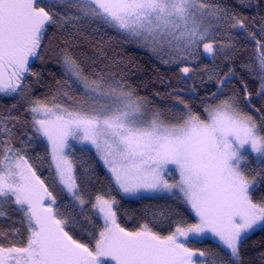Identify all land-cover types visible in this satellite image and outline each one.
<instances>
[{
    "label": "snow or ice",
    "instance_id": "obj_1",
    "mask_svg": "<svg viewBox=\"0 0 264 264\" xmlns=\"http://www.w3.org/2000/svg\"><path fill=\"white\" fill-rule=\"evenodd\" d=\"M240 3L251 6L250 0ZM82 19L101 21L153 53L167 51L170 59L164 62L177 65L195 60L201 46L208 57L230 60L236 52L231 32L246 33L257 48V95L264 96V17L241 16L211 0H0V93H17L26 73L36 75L29 62L40 58L49 27ZM257 21L259 28L250 30ZM220 31L229 33V42H216ZM60 55L67 79L59 95L72 104L53 96L51 102L34 100L29 111L36 132L48 141L56 180L70 203H87L81 184L90 179L81 176L77 182L66 153L72 139L94 146L121 193H168L187 205L197 222L176 220L175 209L160 206L147 213L150 221L129 230L118 222L119 202L97 195L92 207L103 227L98 235L88 233L94 241L90 246L74 238L76 217L57 205L28 159L9 145L0 156V217L6 215L4 203L16 205L27 236L19 246L0 243V264H241L247 235L264 231V198L253 196L256 177L264 181V134L256 120L240 110L233 96L207 105L203 118L180 100L185 114L168 122L159 110L149 113L145 98L123 77L105 70L87 74L66 48ZM193 71L180 67L185 77ZM227 79L217 81L218 91ZM69 81L82 90L78 99L65 90ZM248 154H255L261 166L253 177L242 167ZM170 165L179 177L173 182L167 178ZM165 221L175 227L162 235L152 225ZM205 233L219 239L227 259L188 246L190 236Z\"/></svg>",
    "mask_w": 264,
    "mask_h": 264
},
{
    "label": "trees",
    "instance_id": "obj_2",
    "mask_svg": "<svg viewBox=\"0 0 264 264\" xmlns=\"http://www.w3.org/2000/svg\"><path fill=\"white\" fill-rule=\"evenodd\" d=\"M211 2L227 7L241 16L264 17V0H250V7L241 6L240 0H211ZM95 24L88 19H82L65 24L63 28L55 25L49 27L40 58H34L29 65L31 72L36 75L26 73L22 87L17 93L0 94V156L6 146L11 145L14 149H19L20 154L28 159L36 174L56 197L57 205L76 217L78 224L71 234L90 246L94 241L88 233L98 235L103 227L102 218L92 207L97 195L114 197L119 202L115 206L118 222L129 230H135L140 224L150 221L151 217L147 213L160 206H170L175 209L176 220L196 223L195 214L175 196L121 197L112 176L97 153L86 146L72 147L70 156L78 176L77 182L81 183L79 179L81 176L90 177L81 184L87 203L82 208L70 203L69 196L56 180L48 143L33 130V116L29 109L34 100L51 102L53 96H57L66 105L72 104L67 97L59 95L60 85L67 79L60 55L61 49L66 48L81 64L85 73L91 75L93 70H105L116 79L123 77L140 97L145 98L147 105L154 111L159 110L168 122H175L185 114L183 109L185 104L203 118L206 115L204 108L207 105L235 96L240 110L251 115L264 134V96L257 95L260 91V81L256 45L246 38L245 44L238 47L236 58L227 68L221 69L215 82L205 85L204 88L196 85L189 87L190 80L180 73L181 65L166 64L116 29L107 28L101 21L99 25L103 27H96ZM258 28L259 21L250 30L255 31ZM202 62L201 64H207L209 61L203 58ZM230 72L231 75L225 81V86L218 91L220 85L217 81L224 79ZM69 85H71L70 81ZM244 85H247V93L251 94L250 102L246 99ZM65 90L77 99L82 95V90L75 85L70 87L65 85ZM180 100L185 104H180ZM253 160L250 157V163ZM249 175L253 176V174ZM253 196L256 200L264 198V181L261 177ZM3 208L6 215L0 217V232L4 234L0 238V243L5 247L9 242L19 246L27 236L23 213L10 202L4 203ZM152 226L155 231L167 235L174 230L175 222L165 221L163 226L160 224ZM14 229H19V233H15ZM189 245L217 257L228 258V250L214 239L192 240ZM241 264H264V231L257 229L247 235L241 248Z\"/></svg>",
    "mask_w": 264,
    "mask_h": 264
},
{
    "label": "rangeland",
    "instance_id": "obj_3",
    "mask_svg": "<svg viewBox=\"0 0 264 264\" xmlns=\"http://www.w3.org/2000/svg\"><path fill=\"white\" fill-rule=\"evenodd\" d=\"M91 22L92 24H95V26H99V28L103 27V26H100L99 25V22L100 21H89ZM107 28H111V27H108L107 25H105ZM98 28V29H99ZM118 31V30H117ZM122 34V33H121ZM247 38V34L246 33H240L238 34L236 30H233L231 32V43L235 46L236 48V52L233 56L232 59H225L224 57L222 56H217L215 59L211 58V57H208L206 55L203 54V49H202V46H201V49H200V52H201V55H199L195 60L193 61H190L187 65H181L182 66H190L194 69V71L192 73H189L187 78L190 80L191 82V85H189V87L193 86V85H196V86H199L200 88H204L205 85L207 84H210V83H213L216 81L220 71L222 68H227L228 65H231V62L236 58L235 56L237 55V52H238V47H240L241 45H244L245 44V39ZM217 43H227L229 42V33L227 31H220L217 33ZM136 43V42H135ZM137 45H139L137 43ZM140 46V45H139ZM142 47V46H141ZM142 48H145L147 49L148 51L152 52L149 48H146V47H142ZM153 53V52H152ZM154 55H156L160 60H162L163 62L166 61V60H169L170 59V56L168 55V52L167 51H162V52H159V53H153ZM203 58H206V60H208L209 62L206 64H201L203 63ZM34 60L31 59L30 62H29V65L32 63V61ZM165 63V62H164ZM166 64H175V63H166ZM229 74V73H228ZM228 74H226V76H229ZM209 76L212 77V79H209ZM225 76V75H224ZM185 77V76H184ZM188 87V88H189ZM188 92H190L189 90H186ZM176 92V91H175ZM185 92V91H184ZM0 94H3V95H11V94H6V93H0ZM13 94V93H12ZM176 102V101H175ZM219 103V102H218ZM187 105V104H186ZM188 106V105H187ZM250 106V105H249ZM149 113L154 111L152 110L149 105H146ZM183 109L185 110V106H183ZM249 115V114H248ZM32 116H33V113H32ZM166 117V115H165ZM172 119V118H170ZM166 120V119H165ZM33 130L35 131V133H37V135H39L40 137H42L47 143V139L45 137H43L40 133L36 132L35 130V126L33 125ZM49 145V144H48ZM69 145L70 147L68 149H66V153L69 157V159L72 161L71 159V156H70V149L74 146H81V147H91L95 152V148L94 146H92L91 144L85 142V143H81L79 141H76V140H72L70 139L69 140ZM50 147V146H49ZM97 153V152H96ZM98 155V154H97ZM99 157V155H98ZM250 157H252L254 160L252 163H250L249 159ZM100 158V157H99ZM101 160V159H100ZM73 162V161H72ZM101 162L103 163V161L101 160ZM74 164V163H73ZM104 165V163H103ZM105 166V165H104ZM242 167L245 168V171L247 172V174H253V176L256 175L257 172H260L261 171V166L259 165V162L257 160V158L255 157V154H248L247 155V160L244 164H242ZM105 168L107 169V167L105 166ZM107 171L110 173V171L107 169ZM169 173L167 175V178L169 179V182H173L175 179H178V172L177 170L175 169V166L173 165H170L169 166ZM248 174V175H249ZM110 175L112 176V174L110 173ZM250 176V175H249ZM253 176H250V177H253ZM259 176L256 177L257 179V182L259 181ZM118 188V187H117ZM118 191L120 193V196L121 197H125V198H137V197H141V196H157V195H170L168 193H147V192H142L140 193L139 195L137 196H129V195H125L123 193H121V191L119 190L118 188ZM68 195V194H67ZM70 198V197H69ZM107 198V197H106ZM47 203V201H46ZM78 206V205H77ZM84 206V205H83ZM83 206H78L80 208H82ZM97 212V211H96ZM102 218V216H100ZM103 221V219H102ZM250 234V233H249ZM204 238H211V239H214L216 241L219 242V239L215 236H213L211 233H205L204 235L202 236H190L188 241H187V244L189 247H191L189 245V242L190 241H196V240H202ZM220 243V242H219ZM192 248V247H191Z\"/></svg>",
    "mask_w": 264,
    "mask_h": 264
},
{
    "label": "water",
    "instance_id": "obj_4",
    "mask_svg": "<svg viewBox=\"0 0 264 264\" xmlns=\"http://www.w3.org/2000/svg\"><path fill=\"white\" fill-rule=\"evenodd\" d=\"M250 108H252L251 106H249Z\"/></svg>",
    "mask_w": 264,
    "mask_h": 264
}]
</instances>
